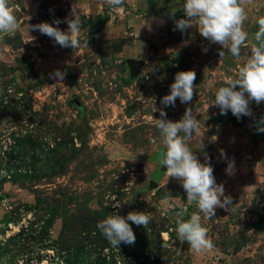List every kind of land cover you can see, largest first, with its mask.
<instances>
[{"label": "rangeland", "instance_id": "rangeland-1", "mask_svg": "<svg viewBox=\"0 0 264 264\" xmlns=\"http://www.w3.org/2000/svg\"><path fill=\"white\" fill-rule=\"evenodd\" d=\"M9 4L19 28L0 32V264H264V102L252 101V115L239 119L212 105L223 81L251 55L264 0L245 5L248 47L222 60L221 46L197 28H175L183 9L168 25L156 22L160 30L147 24L153 32L143 38L105 0ZM73 8L81 17L77 50L32 27L59 19L56 26L66 31ZM188 70L196 73L192 101L162 105L176 73ZM153 100L172 121L188 108L197 115L199 130L188 146L213 166L231 197L214 217L204 220L182 183L168 179ZM130 211H144L149 223L131 224L135 243L114 248L97 224ZM193 213L213 243L199 253L175 232L177 221Z\"/></svg>", "mask_w": 264, "mask_h": 264}, {"label": "clouds", "instance_id": "clouds-1", "mask_svg": "<svg viewBox=\"0 0 264 264\" xmlns=\"http://www.w3.org/2000/svg\"><path fill=\"white\" fill-rule=\"evenodd\" d=\"M109 6H118L123 0H105ZM250 0H184L182 18L175 20V28L182 32L195 27L201 36L209 42L221 46L220 60L226 52L239 58L242 47H248V33L244 30V22L247 19L245 5ZM175 18L176 12L169 10ZM65 22L67 30H61L58 26L60 20L54 24L41 22L32 26L43 35L53 39L61 47H70L77 50L79 40L77 33L80 31L81 17L76 9ZM259 30L255 34L256 43L251 46L250 57L241 66L237 74L223 81V86L215 93L212 105L219 107L221 114H227L230 110L238 119L241 116H251L250 104L255 101L257 105L264 102V18L258 21ZM19 28L14 9L9 0H0V32L14 33ZM207 51V48L204 49ZM54 78L62 81L64 73L56 70ZM196 73L192 70L176 73L174 82L170 85V92L161 99L165 107L175 106L176 100L188 104L195 93L194 81ZM153 112L159 111L160 118H156L155 126L159 129L166 152L163 155L162 164L166 166L169 178H175L182 183L187 193V200L194 202L207 220L215 216L216 209L228 208L231 205V197L225 195L223 184L215 180L214 169L210 163H202L189 148L188 143L199 130V120L191 108H188L183 117L178 121L167 119L164 108H157L153 100ZM258 131H264V118H261V126ZM216 137H212L214 141ZM203 141L199 149L203 150ZM221 155L226 154L221 150ZM234 161H228L226 173H234ZM113 207L119 208L120 204ZM199 213L191 214L188 220L183 218L177 221L176 237L181 242H186L190 248L199 253L211 249L212 241L207 236V229L202 224V216ZM131 222V223H130ZM149 217L144 211H130L126 216L114 212L97 224L100 233L112 247H119L121 243L134 244L135 233L131 224L146 227ZM167 246V239L164 245Z\"/></svg>", "mask_w": 264, "mask_h": 264}, {"label": "crops", "instance_id": "crops-1", "mask_svg": "<svg viewBox=\"0 0 264 264\" xmlns=\"http://www.w3.org/2000/svg\"><path fill=\"white\" fill-rule=\"evenodd\" d=\"M125 3L126 5L115 6L114 10L122 22L133 29L135 36L143 38L148 37L154 30H160L156 28V22L168 25L169 10L177 13L183 9V0H125ZM147 24H150L153 31L147 32Z\"/></svg>", "mask_w": 264, "mask_h": 264}, {"label": "trees", "instance_id": "trees-1", "mask_svg": "<svg viewBox=\"0 0 264 264\" xmlns=\"http://www.w3.org/2000/svg\"><path fill=\"white\" fill-rule=\"evenodd\" d=\"M183 2H184V0H183ZM182 10V9H181ZM181 10H179L176 14H178ZM172 16L171 15H168L167 16V21L171 18ZM92 33H93V31H92Z\"/></svg>", "mask_w": 264, "mask_h": 264}, {"label": "water", "instance_id": "water-1", "mask_svg": "<svg viewBox=\"0 0 264 264\" xmlns=\"http://www.w3.org/2000/svg\"><path fill=\"white\" fill-rule=\"evenodd\" d=\"M130 61V63H136L137 61H135V60H129Z\"/></svg>", "mask_w": 264, "mask_h": 264}, {"label": "bare ground", "instance_id": "bare-ground-1", "mask_svg": "<svg viewBox=\"0 0 264 264\" xmlns=\"http://www.w3.org/2000/svg\"><path fill=\"white\" fill-rule=\"evenodd\" d=\"M12 226V225H11Z\"/></svg>", "mask_w": 264, "mask_h": 264}]
</instances>
